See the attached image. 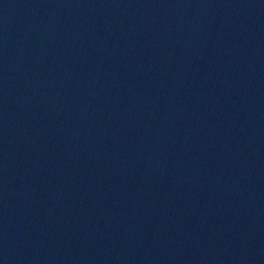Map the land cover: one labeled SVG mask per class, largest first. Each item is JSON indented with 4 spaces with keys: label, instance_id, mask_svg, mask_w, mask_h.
<instances>
[{
    "label": "water",
    "instance_id": "1",
    "mask_svg": "<svg viewBox=\"0 0 264 264\" xmlns=\"http://www.w3.org/2000/svg\"><path fill=\"white\" fill-rule=\"evenodd\" d=\"M0 264H264V0H0Z\"/></svg>",
    "mask_w": 264,
    "mask_h": 264
}]
</instances>
